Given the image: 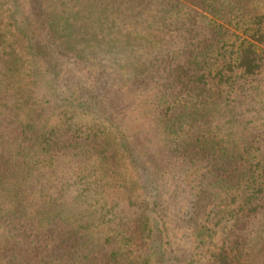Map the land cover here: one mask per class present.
Returning <instances> with one entry per match:
<instances>
[{"label":"trees","instance_id":"obj_1","mask_svg":"<svg viewBox=\"0 0 264 264\" xmlns=\"http://www.w3.org/2000/svg\"><path fill=\"white\" fill-rule=\"evenodd\" d=\"M0 264H264V0H0Z\"/></svg>","mask_w":264,"mask_h":264},{"label":"rangeland","instance_id":"obj_2","mask_svg":"<svg viewBox=\"0 0 264 264\" xmlns=\"http://www.w3.org/2000/svg\"><path fill=\"white\" fill-rule=\"evenodd\" d=\"M154 94L147 92L136 98L133 106L128 110L123 121V127L127 131H135L139 126H144L154 115ZM192 175H187L185 181L191 184Z\"/></svg>","mask_w":264,"mask_h":264}]
</instances>
